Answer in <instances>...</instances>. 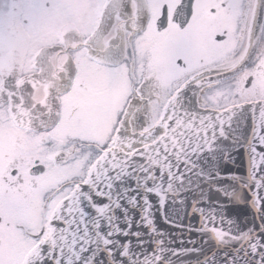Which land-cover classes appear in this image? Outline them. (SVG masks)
<instances>
[{
    "label": "snow or ice",
    "instance_id": "6c2138e0",
    "mask_svg": "<svg viewBox=\"0 0 264 264\" xmlns=\"http://www.w3.org/2000/svg\"><path fill=\"white\" fill-rule=\"evenodd\" d=\"M0 264H264V0H0Z\"/></svg>",
    "mask_w": 264,
    "mask_h": 264
},
{
    "label": "water",
    "instance_id": "95a60500",
    "mask_svg": "<svg viewBox=\"0 0 264 264\" xmlns=\"http://www.w3.org/2000/svg\"><path fill=\"white\" fill-rule=\"evenodd\" d=\"M238 211H239L240 215H242V216L250 215V213H249L248 211H246L242 206H240V207L238 208ZM195 222H196V221L194 220L193 223H195ZM161 223H163V222H161ZM164 228L167 229V230H169V231L174 232L175 234H178V231H177L176 229H174V228H173L172 226H170V225H164Z\"/></svg>",
    "mask_w": 264,
    "mask_h": 264
}]
</instances>
